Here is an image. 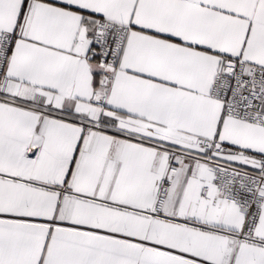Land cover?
Segmentation results:
<instances>
[{
    "label": "snow or ice",
    "instance_id": "snow-or-ice-1",
    "mask_svg": "<svg viewBox=\"0 0 264 264\" xmlns=\"http://www.w3.org/2000/svg\"><path fill=\"white\" fill-rule=\"evenodd\" d=\"M0 264H264V0H0Z\"/></svg>",
    "mask_w": 264,
    "mask_h": 264
}]
</instances>
